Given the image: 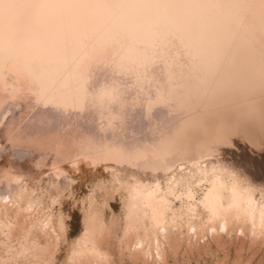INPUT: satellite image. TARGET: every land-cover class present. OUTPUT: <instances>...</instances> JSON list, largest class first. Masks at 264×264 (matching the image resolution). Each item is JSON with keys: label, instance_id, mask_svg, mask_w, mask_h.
<instances>
[{"label": "bare ground", "instance_id": "bare-ground-1", "mask_svg": "<svg viewBox=\"0 0 264 264\" xmlns=\"http://www.w3.org/2000/svg\"><path fill=\"white\" fill-rule=\"evenodd\" d=\"M235 111L264 117V0H0L9 263L61 264L62 201L89 175L64 264H117L114 250L164 264L185 239L264 236V185L216 146Z\"/></svg>", "mask_w": 264, "mask_h": 264}, {"label": "rangeland", "instance_id": "rangeland-1", "mask_svg": "<svg viewBox=\"0 0 264 264\" xmlns=\"http://www.w3.org/2000/svg\"><path fill=\"white\" fill-rule=\"evenodd\" d=\"M238 114V111L230 112L228 131L223 139L216 144L220 157L225 163L244 171L254 181L264 185V117L253 115L246 118L240 117ZM107 176L112 178V172H109ZM84 179H78L75 184L76 196H74V200L62 201L63 211L66 212L67 218L69 217L67 219L70 224L68 233L71 235L62 247L58 262L61 264H64L65 256L70 250V244L76 240L82 230V215L73 202L90 195L91 187L97 180L94 175H89L88 179L86 177ZM109 198L112 199L113 197L110 196ZM113 203L116 205L117 200L114 199ZM59 204L56 205V210L59 209ZM234 234L230 237L223 236L224 238L220 240H215L211 236H208L205 241L202 239L195 240V249H191L187 244L188 240L185 239L182 241L185 243L180 245L179 252L167 254L164 264H264V236L260 237L261 239H252L251 241V237L248 235H241L240 237L237 235L238 233ZM119 236L115 239L116 241H118ZM0 254L2 256L0 257V264H10L12 254L4 252L1 245ZM114 255L117 264H163V262H155V260L146 261L143 256L139 257L138 263H134L128 253L125 252L122 254L123 256H120L117 250H114ZM142 260L144 261L142 262Z\"/></svg>", "mask_w": 264, "mask_h": 264}]
</instances>
